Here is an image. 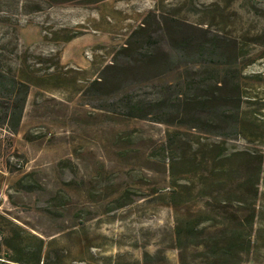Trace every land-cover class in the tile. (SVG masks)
Returning a JSON list of instances; mask_svg holds the SVG:
<instances>
[{"label":"rangeland","instance_id":"rangeland-1","mask_svg":"<svg viewBox=\"0 0 264 264\" xmlns=\"http://www.w3.org/2000/svg\"><path fill=\"white\" fill-rule=\"evenodd\" d=\"M148 37L149 59L135 63L122 47ZM0 47L12 66L17 52L30 49L22 67L35 79L18 131L0 125V233L10 224L56 237L53 251L64 264H205L204 248L180 245L175 233L168 194V137L175 135L179 161L197 158L195 170L183 164L176 173L187 199L181 223L202 218L208 202L251 201L229 179L207 194V166L226 172L230 155L241 152L252 169L260 167L252 248L243 263L264 264V0H0ZM59 49L62 68L51 54ZM229 70L243 99L194 115L195 126L177 124L174 115L165 117L175 122H158L155 114L106 109L126 92L180 103L211 90L220 95L215 81ZM97 79L107 80V92L91 88ZM221 110L239 113L238 134L215 117ZM82 221L84 230L67 235Z\"/></svg>","mask_w":264,"mask_h":264},{"label":"trees","instance_id":"trees-1","mask_svg":"<svg viewBox=\"0 0 264 264\" xmlns=\"http://www.w3.org/2000/svg\"><path fill=\"white\" fill-rule=\"evenodd\" d=\"M15 39L18 49V45L20 44L18 31L16 32ZM45 39H47V35H44ZM148 40L149 37L144 40L131 41L123 46L122 50L128 53L131 52L130 56L136 60L135 63L147 62L149 59L147 55L148 48L151 44ZM29 52L30 49L22 55L20 52H17V64L12 66L10 65V59L5 51V47H0V125L8 126L12 132H17L23 121L29 94L32 86L35 84L34 74L28 72L26 66L22 67L25 63L23 57ZM51 54L55 56L58 68H62L64 65L61 63V50H53ZM128 61L130 62V60ZM234 74L235 71L229 70L223 80L215 81V84L221 86L223 90L220 95L216 91L211 90L205 97L191 95L190 98L183 99V102L180 103L172 99L171 96L146 101L138 98V95L134 92H126L106 109L114 110L117 113L126 114L134 118H145L149 114H155L154 118L158 122H175L174 120H167V117H165L174 115L178 120L176 121L177 124L195 126L197 124L195 116L198 113L206 111L208 114H211V112H214L215 105L220 104L223 100L237 105L243 99L240 83L235 79ZM99 81L101 80H94L90 84L91 88L97 93L107 92L110 88L107 80L102 81V83H99ZM167 109H172L175 113L168 114L166 113ZM215 117H218V121L221 124H225L231 128L233 135L238 134L239 113L232 110H221L215 113ZM202 123L210 124L213 121L202 120ZM177 141L178 139L175 135L168 137L169 149L170 152H173L169 155L171 186L168 194L170 203L176 209L175 233L179 244L186 246L189 242L191 245L204 248L202 260L206 262L205 264H244L243 258H245V254L249 253L252 248V233L257 217L256 200L261 175L260 167L252 169L244 161L243 156H240L241 152H235L230 155L229 159H232V162L229 164L230 167L227 168L226 172L223 168H219L216 165L207 166L203 172V176L206 179L204 186L208 192L207 194L210 193L211 196L216 195L225 179H229L232 183L238 182L240 188L244 187V193L251 198V201L249 199H228V201H225V205L208 202V210H202V213L206 214L207 217L204 218L203 215L200 218V216L196 215V217H192L181 223L179 213L184 203L187 202V199L180 198L183 191L180 189L181 185L177 183L176 173L178 168L183 164L190 166L191 170H195L194 166L197 164V158L185 156L187 158L180 162L179 160L182 156L177 155V151H179ZM23 181L24 179L22 178L18 183ZM124 195L121 198L119 197L117 201L123 199ZM56 198L57 200L63 199L59 195ZM126 203H129V201H125L124 204ZM119 206H122V203ZM212 214H215L216 217L223 216L226 219L219 221ZM79 218L81 217L79 216ZM209 221H212L210 222L211 225L208 224ZM214 221L218 224H215ZM80 226L82 227L73 231L70 230L67 235L71 236L84 230L86 226L85 222L82 221ZM218 226H221L222 229H216ZM57 241L56 237L46 240L42 235L33 233L18 225L12 226L9 224L7 225V229L0 233V249L2 246L6 248L4 253L0 252V264H64L60 252L53 251V245ZM86 241L87 239L84 238L82 243L86 244ZM86 245L89 246L88 243ZM115 262L104 261V264H116Z\"/></svg>","mask_w":264,"mask_h":264}]
</instances>
